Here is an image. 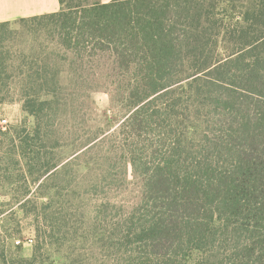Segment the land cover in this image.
Instances as JSON below:
<instances>
[{
  "label": "trees",
  "instance_id": "trees-1",
  "mask_svg": "<svg viewBox=\"0 0 264 264\" xmlns=\"http://www.w3.org/2000/svg\"><path fill=\"white\" fill-rule=\"evenodd\" d=\"M59 4L0 22V103L15 77L34 119L29 130H0V186L8 165L19 166L25 187L13 199L22 209L31 182L43 179L41 251L59 248L69 230L56 217L72 207L54 205L47 192L59 189L55 181H76L80 168H115L71 192L96 197L119 189L130 166L138 202L97 205L88 227L114 264H188L194 254L198 264H264V0ZM99 90L122 97L116 134L62 128L81 107L73 97Z\"/></svg>",
  "mask_w": 264,
  "mask_h": 264
},
{
  "label": "rangeland",
  "instance_id": "rangeland-1",
  "mask_svg": "<svg viewBox=\"0 0 264 264\" xmlns=\"http://www.w3.org/2000/svg\"><path fill=\"white\" fill-rule=\"evenodd\" d=\"M98 2H101V0H63L64 6L75 4L88 6ZM17 80L14 77L8 91L2 93V96L8 99L0 103V122L6 121L4 128L0 126L2 132L12 131L13 129L20 130L21 128L29 130L34 126V119L22 109ZM119 95L122 96V94ZM73 98L77 103H81V107L72 110L75 111L73 112V116L75 117L73 119L68 113L71 110L69 109L67 111L68 119H64L66 121L60 124L66 127L62 128L69 129L70 127L72 135L75 136L85 135L86 137L91 133H95L97 129H104L107 135L116 134L125 112L121 104L122 97L118 100L115 98V95L111 96L99 90L91 93L89 97L85 96L80 99ZM196 136L197 134H194L193 139ZM61 151L62 153L58 156L59 159H65L70 154V148ZM57 153L55 152L54 154ZM71 158L67 159L70 160ZM3 168L1 167V169ZM18 169L19 166L15 163L8 165L10 180L1 183L0 186V264H69L73 260H79L82 264H114L111 260L112 258L104 254L102 249L99 250L93 246L92 237L88 233V227L91 226L90 219L95 206L105 204L104 202L109 201L117 206L129 208L138 202L141 183L138 177L132 172L130 166L125 168L123 166L122 168L123 171H126V180L119 189L109 194L103 191L101 194H96V197L94 195H84V197L75 199L71 195V192L77 190V187L85 185L86 181H92L94 174L114 175L116 173L115 168L111 170L105 168L93 169L92 167H88V169L80 168L77 172L80 174L76 181H72V178H70L71 180L69 179L67 182L55 181L53 183L55 187H59V189L47 190L50 198L53 200V204L60 205L63 203L66 207L77 209L78 212H72L70 209V214L64 218L56 217L61 219V222H58L57 225L61 224L66 226L69 230L66 235L63 232L60 233L63 241L59 248L57 244L52 242L50 249H44L45 253L41 251V233L37 235L35 232L36 221H38V228L41 231V204L48 202L46 198H41V195H38L44 189L36 190L39 183L42 185L43 179L35 181L36 184L31 182V193L34 192L33 195L31 193L29 195L31 202L22 209H19L22 202L13 199V197H17L16 195L25 186H23ZM103 178L107 177L104 176ZM47 183V186L49 184L51 185V181ZM107 183L108 181L106 180L104 184L106 185ZM59 193L64 197L63 199L56 196ZM35 207L38 209V213L40 212L39 220H36L32 215V210ZM46 225L49 224L46 223ZM12 234L15 235L12 239L3 238L5 235L9 236ZM51 241L54 240L51 239ZM1 245H4V247ZM15 246H21V248L16 250L14 248ZM1 250L4 252H1ZM35 250L37 252L34 257L35 259H33L34 262H30L29 260L33 257ZM41 255L44 256L43 262H41ZM200 259V254H194L188 264H198Z\"/></svg>",
  "mask_w": 264,
  "mask_h": 264
},
{
  "label": "crops",
  "instance_id": "crops-1",
  "mask_svg": "<svg viewBox=\"0 0 264 264\" xmlns=\"http://www.w3.org/2000/svg\"><path fill=\"white\" fill-rule=\"evenodd\" d=\"M109 1L111 0H101V3ZM59 10V0H0V22L54 13Z\"/></svg>",
  "mask_w": 264,
  "mask_h": 264
},
{
  "label": "built area",
  "instance_id": "built-area-1",
  "mask_svg": "<svg viewBox=\"0 0 264 264\" xmlns=\"http://www.w3.org/2000/svg\"><path fill=\"white\" fill-rule=\"evenodd\" d=\"M5 124H6V121H1V122H0V126H1L2 128L5 127Z\"/></svg>",
  "mask_w": 264,
  "mask_h": 264
}]
</instances>
